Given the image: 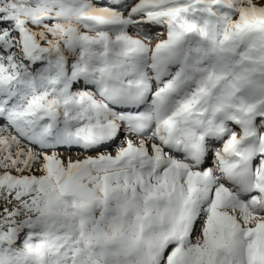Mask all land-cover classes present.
Segmentation results:
<instances>
[{"label": "snow or ice", "instance_id": "1", "mask_svg": "<svg viewBox=\"0 0 264 264\" xmlns=\"http://www.w3.org/2000/svg\"><path fill=\"white\" fill-rule=\"evenodd\" d=\"M0 264H264V0H0Z\"/></svg>", "mask_w": 264, "mask_h": 264}]
</instances>
